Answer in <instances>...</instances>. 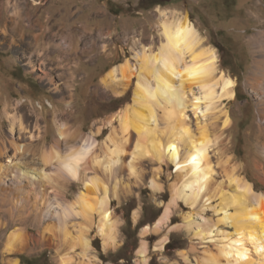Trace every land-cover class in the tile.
Listing matches in <instances>:
<instances>
[{
  "label": "rangeland",
  "instance_id": "rangeland-1",
  "mask_svg": "<svg viewBox=\"0 0 264 264\" xmlns=\"http://www.w3.org/2000/svg\"><path fill=\"white\" fill-rule=\"evenodd\" d=\"M261 1L259 7L257 0H171L166 6L149 7L141 0H0V145L7 148L0 164L7 165L9 173L0 178V264H21L18 257L43 253L47 264L211 263L208 256L214 254L215 244L194 237V230L218 226L219 195L232 191L223 170L233 169L255 192L264 193V175L254 162L257 105L246 80L253 61L247 42L257 32L253 13L264 20ZM17 8L19 16L12 15ZM158 10L186 15L202 37V46L215 51L218 71L236 81L234 100L214 104L200 120L212 137L208 155L215 171L205 194L210 205L204 211L200 203L190 208L175 199L180 176L171 163L152 157L132 161L136 141L148 148L155 133L167 137L172 123L166 109L156 108L151 135L132 130L122 134L116 118L132 104L135 72L122 96L101 84L113 66L124 61L135 64L134 51L140 45L150 50L158 46ZM28 107L35 110V117ZM225 112L230 118L227 128L222 125ZM187 116L194 130L202 113ZM58 124L81 137L99 134L83 171L98 181L101 191L103 186L108 190L110 239L100 234L97 214L90 222L65 214L78 194L88 191L83 182L63 176L56 166L57 154L44 164L45 153L58 138ZM112 129L116 149L125 145V156L109 174L104 170L113 144L104 142ZM14 136L15 147L25 151L23 157L8 146ZM37 138L42 141L36 146ZM78 145L79 139H68L58 144L57 151L63 155ZM191 213L198 214L192 229L187 224ZM218 230L223 235L234 231L221 225ZM12 235L19 239L9 253ZM83 238L89 248L83 246Z\"/></svg>",
  "mask_w": 264,
  "mask_h": 264
},
{
  "label": "bare ground",
  "instance_id": "bare-ground-1",
  "mask_svg": "<svg viewBox=\"0 0 264 264\" xmlns=\"http://www.w3.org/2000/svg\"><path fill=\"white\" fill-rule=\"evenodd\" d=\"M15 1L21 2V0ZM261 4L262 1L257 0L255 6L259 7ZM19 11L18 8L14 9L12 15L19 16ZM253 16L256 20L257 32L247 42L252 47L253 61L246 80L249 81V87L255 96L258 113L254 162L259 174L264 175V20L260 14L253 13ZM157 21L160 32L158 46L150 50L149 47L140 45L134 51L135 64L124 61L113 66L101 78V84L108 92L122 96L128 90L131 75L135 72L132 104L116 118L122 134L132 130L137 135L148 132L151 135V130L157 123L156 108L166 109L167 118L170 120L168 122L172 123L167 137L162 138L155 133L148 148L136 141L131 150L132 161L137 158L152 157L157 162L166 160L171 163L175 168L174 172L180 176L175 189V199L190 208L200 203L199 208L204 211L210 205V199L205 194L215 171L208 155L210 145L212 146V137L207 126L201 124L200 120L211 112L214 104L234 100L236 81L218 71L215 51L202 46V37L186 15L180 16L158 10ZM28 108H31L35 117V110L32 107ZM199 111L202 113L200 117ZM189 112L195 117L198 116L194 130L187 123ZM222 116V125L227 128L230 125V118L226 112ZM58 125L56 128L58 138L45 153L44 164L50 163L53 154H57L56 166L63 176L72 182H83L88 191V193L81 191L76 201L67 206L65 214L74 213L89 222L97 214L100 216V222L98 221L100 234L107 238L112 224L111 212L106 208L108 190L103 186L101 191L98 181L85 176L83 171L85 161L93 156L99 134L93 132L81 137L79 134L68 133L65 125ZM11 132L13 136V126ZM116 137V130L112 129L104 142L106 145L113 144V149L110 150L111 157L108 158L109 163L104 170L109 174L112 173V165L119 163L122 155L125 156V145L116 149L114 142ZM68 139H79V145L71 147L65 154L60 155L57 151L58 144ZM16 140L15 136L12 137L8 146L23 157L25 151L21 147H15ZM121 140L125 142L127 138L122 135ZM41 141L42 138H37L33 144L37 146ZM6 150L4 144H1L0 156ZM8 163L12 164L10 161ZM133 164H129V169H132ZM5 166L7 165L0 164V178L8 173ZM11 166L14 165H10V168ZM223 173L228 187L231 188L230 191L234 192H229L228 196L223 193L219 195L221 203L217 211L220 215L216 221L218 226L214 225L208 230L198 228L194 230V237L210 240L215 244L214 254L208 256L210 264H264V193L255 192L252 184L236 175L233 169H224ZM153 185L154 188H158L155 183L152 187ZM197 215L194 213L189 216L187 224L190 229L193 228ZM220 225L233 229V233L223 235L224 233L218 230ZM86 238L82 239V244L85 248H89V241ZM18 239L17 235H12L8 240L9 253L14 250ZM141 256L143 257V254Z\"/></svg>",
  "mask_w": 264,
  "mask_h": 264
},
{
  "label": "trees",
  "instance_id": "trees-1",
  "mask_svg": "<svg viewBox=\"0 0 264 264\" xmlns=\"http://www.w3.org/2000/svg\"><path fill=\"white\" fill-rule=\"evenodd\" d=\"M171 2V0H141V4L144 5V3L146 5H148L149 7L152 6H166ZM145 8V7H143ZM127 221L128 217H126ZM170 247V243L167 245V248ZM18 259H20V263L21 264H47V253H43L41 255L38 256H34V257H25V256H21L18 257Z\"/></svg>",
  "mask_w": 264,
  "mask_h": 264
}]
</instances>
